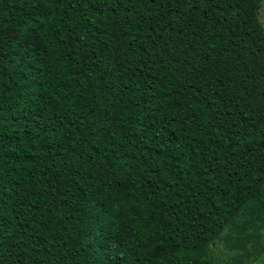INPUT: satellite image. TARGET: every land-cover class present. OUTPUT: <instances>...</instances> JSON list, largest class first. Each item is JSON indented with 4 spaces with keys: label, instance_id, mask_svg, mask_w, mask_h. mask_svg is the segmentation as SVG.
Here are the masks:
<instances>
[{
    "label": "trees",
    "instance_id": "obj_1",
    "mask_svg": "<svg viewBox=\"0 0 264 264\" xmlns=\"http://www.w3.org/2000/svg\"><path fill=\"white\" fill-rule=\"evenodd\" d=\"M259 6L0 0V264L257 255Z\"/></svg>",
    "mask_w": 264,
    "mask_h": 264
},
{
    "label": "rangeland",
    "instance_id": "obj_2",
    "mask_svg": "<svg viewBox=\"0 0 264 264\" xmlns=\"http://www.w3.org/2000/svg\"><path fill=\"white\" fill-rule=\"evenodd\" d=\"M259 22L264 31V0H260V6L257 12ZM225 232H223L224 234ZM232 236V235H230ZM257 240L254 241L252 238L248 240L245 247L249 253L256 252L257 255L246 257L240 264H264V228H261L257 232ZM213 256L216 264H221L227 259L233 258L235 253H239L241 250L231 246L230 243L227 245L222 241H216L213 244Z\"/></svg>",
    "mask_w": 264,
    "mask_h": 264
}]
</instances>
